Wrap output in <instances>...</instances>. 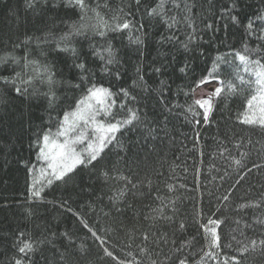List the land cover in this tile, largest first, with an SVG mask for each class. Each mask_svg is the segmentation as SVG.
<instances>
[{"label":"trees","instance_id":"16d2710c","mask_svg":"<svg viewBox=\"0 0 264 264\" xmlns=\"http://www.w3.org/2000/svg\"><path fill=\"white\" fill-rule=\"evenodd\" d=\"M52 2L59 3V0ZM159 2L140 0L137 8L136 0H85L90 9H95V12L88 13L91 23L97 22L95 13H99V19L109 26L125 18L131 19L136 26L144 25L142 29L133 28L123 35L117 33L113 36L110 28L108 30L107 40L117 50L121 61V81L104 75L100 62H94L91 55L92 45L106 46L104 39L93 38L89 32L87 39L76 37L72 44L80 60L87 63L92 81L112 87L113 91L119 87L130 88L133 80L137 79V67H141L144 87L151 90V95L138 87L133 95L138 99H148H140L138 105L130 104L129 107L146 109L144 119L157 120L163 131L155 134L158 137L155 141H149V148L142 147L144 141L140 132L125 133L120 137L119 145L109 146L96 168L83 169L67 184L54 182L51 186L46 185L42 198L30 201L28 185L33 177L19 162L24 161L28 167L35 164V178L40 179L38 170L42 165L35 159L37 150L30 145L37 133L48 128L54 133L63 112L74 107L75 100L84 94L83 87H72L80 83V74L72 68V55L55 51V41L69 30L70 23L78 22L80 16L79 10L66 11L63 6L50 11L49 4L41 14L39 7L35 12L28 11L25 0H0V57H9L6 63L0 64V75L12 77L15 72H21L27 52L29 60L49 66L55 72L56 81L50 89L37 77L23 95H16L11 85L5 86L0 82V264H10L16 256L13 244L18 232L25 233L24 239L47 238L51 241L42 245L40 252L41 257L47 258V264H57L60 260L54 249L64 254V264H117L116 260L104 255V249L126 262L139 260L142 264H150L151 260L164 261L166 255L174 259V250L170 252L171 244L154 242L163 233H168L170 240L190 242V246L184 249L188 264H217L215 260L201 261L203 251L208 248L200 225L207 223L209 218L224 221L220 225L222 246L218 250L219 261L236 255L242 264H264V251L259 244L264 240V167L253 168V164L264 165V127L239 122V117L245 112L246 101L255 94L256 86L245 84L235 93L226 92L222 98L215 99L211 123L207 126L202 120L199 125L195 123L200 117L194 113L200 109L193 106L197 89L194 85L203 75V70L211 67L217 56H223L230 63L221 65L222 78L239 85V80L234 79L239 62L229 53L243 51L245 44L254 49L257 42L246 40L238 25L226 17L220 18L222 8L230 0H180L179 9L173 7L171 0H165L164 19L175 17L180 21L172 31L164 19L149 17L146 13ZM244 2L251 5L245 8L249 14L264 9L261 0ZM183 4H188L191 11H186ZM10 9L16 14L13 15ZM130 12L131 17L128 16ZM208 24H212V28H207ZM193 29L197 40L190 43ZM49 32L52 34L49 44L38 47L37 38ZM172 35L178 37L179 42L174 46L168 43L161 46V37ZM136 36L144 40V45L139 46L145 53L143 58L138 55V46L129 39L131 37L134 41ZM184 43H188L187 50L182 47ZM11 58L19 59L20 66L14 65ZM250 58L258 57L251 54ZM153 61H156L154 65ZM167 61L172 64L167 74L153 75L152 67H159L161 62ZM185 61L192 65L193 72L185 75L173 71ZM31 71V68L24 69L21 79L26 80ZM239 72L245 81L250 78L242 66ZM161 80L171 88L170 93L165 92V103H158L156 99L160 96ZM17 86H21L20 81H17ZM186 92L190 94L185 95ZM44 93L55 95L51 106ZM190 107L192 111H189ZM116 118H124L121 111L117 110ZM77 147L79 150L83 146ZM234 160H241L246 167L241 170ZM108 169H111V178L105 181L99 174ZM248 169L252 171L248 172ZM225 173L227 175L222 182L220 177ZM117 176H126L137 184L138 190L134 194L126 192L127 204L133 205L135 211L116 212L117 207H126L124 203L110 199L117 190L125 188ZM241 177L243 179L237 184ZM169 184L173 185L172 192L167 190ZM225 194H229V200L222 202ZM62 200H68V204L62 207ZM161 201L167 205L166 215H171L175 208L176 219L186 222L187 227L182 233L173 235V228L163 221L151 219L157 215L152 209L161 207ZM67 207H71L72 213H78L100 239L83 228ZM29 210L32 215L26 216L24 213ZM66 231L72 234L74 241L70 247H65L69 241L59 235ZM145 233L149 234L147 241L143 239ZM253 240L257 241L255 250L251 245ZM81 244L86 252L80 250ZM241 247L249 249L243 256L238 250ZM141 248L147 249L148 254L141 253ZM39 264H45V261L40 259Z\"/></svg>","mask_w":264,"mask_h":264},{"label":"snow or ice","instance_id":"6c2138e0","mask_svg":"<svg viewBox=\"0 0 264 264\" xmlns=\"http://www.w3.org/2000/svg\"><path fill=\"white\" fill-rule=\"evenodd\" d=\"M264 3V0H261ZM173 7L179 9L181 7L180 0H171ZM49 4L51 7L48 8ZM140 0H136L137 8L139 7ZM63 6L66 11H76L79 10L80 19L78 22L74 21L68 25V31L64 32L58 40L55 41V51L59 53H70L73 57L72 68L76 70L79 75L80 83L72 85L74 89H81L83 87L84 94L80 96L79 99L75 100L74 107L70 110L64 111L61 119L58 120V126L56 131L53 133L51 128L37 133L36 139L30 145V147L35 148L36 151V161L42 166L39 168V177L36 179L37 168L35 164L32 167L24 161L19 163L25 167L27 174L33 177L28 185L29 200H39L42 198L44 192V187L51 186L54 182L67 184L74 176H76L83 169L96 168L98 164L104 159L106 155V150L109 149L110 145H119L120 137L125 133H136L140 132L143 137V148H149V141H155L158 137L155 135L163 131V128L159 125L157 120L148 121L144 119L147 115L146 109L142 110L139 107H129L130 104L138 105L140 99H148V97H141L138 99L137 95H133L138 87L142 91L148 92L151 95V90L144 87V74L142 73L141 67L136 69V80H133L130 88L119 87L116 91H113L112 87H105L103 84H97L92 81V73L90 72L88 65L85 61L80 60L77 49L73 46L72 40L76 37H84L87 39L88 33L93 34V38L99 37L106 41V46L97 47L92 45L91 55L94 58V62L98 60L100 62L101 70L104 75L112 76L116 81L122 80V72L119 70L121 67V61L118 59L117 50L114 49L112 43L107 40L108 30L110 28L113 36L119 33L123 35L124 32L130 31L133 28L142 29L144 27L143 23L138 26L134 25L132 20L129 18L123 19L120 23H115L113 26H109L102 19H99V13H95L97 17L96 23H91V17H89V12H95V9H90L85 3V0H59V3H53L52 0H25V7L28 11L35 12L37 8H40L41 14L48 8L50 11H55L57 8ZM246 7H251V5H246L244 0H230V2L224 6L221 10V19L225 17L229 19L233 24L238 25L242 31L246 40H255L257 42V47L250 49L245 44L243 51H232L229 55L234 57L235 61L239 64L237 67V73L234 79L239 80V85L223 79V72L221 69L222 64H229L230 62L223 56H217L211 67L203 70V75L200 79L195 82L194 87H201L216 84L218 86L210 90L209 95H205L202 99H196L193 101V106H198L199 112L194 113L195 116H199L195 123L199 125L201 120L205 126L211 123V116L214 111V100L217 98H222L223 95L227 93H235L239 87H243L247 84L251 87L253 84L255 87V94L251 95L245 104V112L239 117V122L245 125L259 124L264 127V9H259L251 14L245 11ZM183 8L186 11H191V7L188 4H183ZM10 12L15 15L16 13L10 9ZM149 17H160L164 19L166 17L165 13V0H160L155 7L150 10H146ZM129 17L132 16L130 12ZM184 20L187 21L188 17L185 16ZM64 21H62L63 23ZM164 22L170 31L173 30L174 26L180 24V21L176 20L175 17L164 19ZM191 27V24L189 23ZM207 28H212V24H208ZM227 28V25H225ZM52 34H48L37 38V46L45 47L49 44ZM130 42L135 43L138 46V55L143 58L145 53L140 49L139 46L144 45V40L140 36H136L135 40ZM197 40V35L195 29L189 36V42L194 43ZM179 42V38L175 35L172 36H162L159 43L163 46L165 43L175 45ZM146 47V46H145ZM182 47L187 50L188 43L182 44ZM255 54L258 58L251 59L250 55ZM29 53H25L24 63L22 65V71L24 69L31 68V74L28 75L26 80H22V71L15 72L14 76L9 77L6 75H0V82L5 86L11 85L16 95H23L28 92V88L33 85L34 79L39 77V82L47 83L49 88L56 84L54 79L55 72L47 65H40L36 60L28 59ZM14 65L20 66V60L17 58H11ZM9 60V57H0V64H4ZM167 60V58H165ZM79 61V62H76ZM156 61H153V65ZM242 66L243 72L249 74L250 78L245 81L244 76L240 74L239 69ZM115 67V71L113 68ZM172 67L170 61L161 62L159 67H152L153 75L164 76L167 74L168 69ZM173 71H178L179 73L187 75L189 72H193L194 69L192 65L185 61L181 66L173 68ZM171 77H169L170 79ZM17 81H20L21 86H17ZM161 90L160 96L156 97L158 103H165V92H171L170 85L165 84L163 80L160 81ZM39 94V93H36ZM190 93H185L189 95ZM46 98L49 100V105L55 100V95H49L44 93ZM117 110L121 111L124 118L117 119ZM192 111V107L189 108ZM165 121L167 117L165 116ZM199 139V133H197V140ZM78 145L83 147L79 148ZM223 155V150L221 151ZM237 166H241L243 169L241 160L233 161ZM264 167V165L253 164V168ZM252 169H248L251 172ZM111 169L102 171L99 177H102L105 181L109 180ZM90 175H96L91 173ZM221 176L220 179L223 182L226 177ZM98 177V179H99ZM83 180V178L81 177ZM117 180L124 182L125 188L116 191L115 195L111 197L112 202H122L126 205L125 208L117 207L115 210L118 214L124 213L127 210L135 211L134 206L127 204L126 192L135 193L138 190L137 184L133 183L126 176H117ZM237 180V184L241 182ZM183 187V185H181ZM167 190L169 192L173 191V185H167ZM70 199V197H69ZM229 200V194H225L222 197V202H227ZM169 203L174 204V201H169ZM68 200H62L61 206H66ZM161 207L152 209L157 215H153L151 219L154 222L163 221L166 226H170L174 229L173 235L176 232L182 233L187 224L183 220H177L176 210L172 209L171 215H166L165 210L167 205L164 201H161ZM9 207V205H5ZM241 207H246V205H241ZM67 211L72 213L71 207H67ZM219 211V210H217ZM26 216L32 215L29 210L24 213ZM77 216L79 222L82 224L83 228L91 232L92 236L96 239L100 237L96 236V233L92 231L87 223L79 216L78 213H72ZM215 215V213H214ZM148 219V217H145ZM224 223L221 219L209 218L207 223L201 224L200 228L204 238L207 240V251H203V256L201 261L215 260L217 264H242V260L238 259L236 255L231 258L225 257L223 261H219L221 249V235H220V225ZM53 236L56 233L52 234ZM62 238L69 241L68 245L65 247H70L74 241L72 240V234L70 232H63L59 234ZM25 233L18 232L17 240L13 244V249L16 256L12 258L10 264H39V260L42 259L47 264V258L41 257L40 252L42 251V245H47L51 243L47 238L43 240H33L31 238L24 239ZM149 234L145 233L143 239L147 241ZM235 239V237H233ZM154 242L158 245H172L170 252L174 250L175 258L171 256H165L164 261L151 260L150 264H188V256L185 254V247L190 246V242L184 241L180 242L176 239H169L168 233H163L158 239H154ZM103 243V241H101ZM261 250L264 251V240L259 242ZM252 249L255 250L257 241H251ZM80 250L86 252L84 245H80ZM241 256L246 254L249 249L248 247H241L238 249ZM54 251L60 256V260L57 264H64L65 256L63 253H59L58 250ZM141 253L147 255V249L141 248ZM104 255L111 257L113 260L117 261V264H142V261L126 262L124 260H119L114 256L113 252L104 249ZM130 255V254H129ZM39 258V259H38Z\"/></svg>","mask_w":264,"mask_h":264},{"label":"bare ground","instance_id":"6f19581e","mask_svg":"<svg viewBox=\"0 0 264 264\" xmlns=\"http://www.w3.org/2000/svg\"><path fill=\"white\" fill-rule=\"evenodd\" d=\"M215 85L212 84V85H207V86H201V87H197V89L194 91V97H195V100L196 99H201L202 97L199 96V95H207V94H210V90L212 88H214ZM196 91L198 93V95L196 94Z\"/></svg>","mask_w":264,"mask_h":264},{"label":"rangeland","instance_id":"374dc122","mask_svg":"<svg viewBox=\"0 0 264 264\" xmlns=\"http://www.w3.org/2000/svg\"><path fill=\"white\" fill-rule=\"evenodd\" d=\"M214 85H215V87L218 86V85H216V84H214ZM208 95H209V94H208Z\"/></svg>","mask_w":264,"mask_h":264}]
</instances>
